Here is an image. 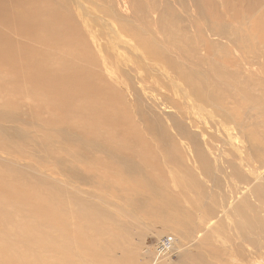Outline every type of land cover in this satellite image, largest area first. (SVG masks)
I'll return each mask as SVG.
<instances>
[{"label": "bare ground", "instance_id": "obj_1", "mask_svg": "<svg viewBox=\"0 0 264 264\" xmlns=\"http://www.w3.org/2000/svg\"><path fill=\"white\" fill-rule=\"evenodd\" d=\"M145 2L0 0L1 261L7 251L9 264H148L117 215L140 218L135 208L153 201L146 192L158 210L164 203L161 218L211 245L210 257L214 234L228 228L242 233L244 249L234 251L264 245V0H176L182 12ZM118 43L132 54L119 75L109 71ZM250 64L260 72L245 67V75ZM156 86L167 120L144 103ZM165 168L188 176L206 200L184 209L167 199L157 183ZM120 201L132 206L113 213ZM166 248L157 243L159 253Z\"/></svg>", "mask_w": 264, "mask_h": 264}, {"label": "rangeland", "instance_id": "obj_2", "mask_svg": "<svg viewBox=\"0 0 264 264\" xmlns=\"http://www.w3.org/2000/svg\"><path fill=\"white\" fill-rule=\"evenodd\" d=\"M141 1H143L144 4H147L145 2V0H141ZM148 1H150L151 4H156V5H159L162 2V0H158V1L156 0L157 2L155 0H148ZM159 1H161V2H159ZM167 1L171 4V6L173 8H176L182 12L181 7H180V5H178L176 0H167ZM120 5H121V3H120ZM118 8H119V5H118ZM160 8H161V5H160ZM119 10L122 11L123 7L120 6ZM181 14L183 15V13H181ZM106 21H111V18H106ZM108 24H111V23L108 22ZM226 25L229 26V24H226ZM94 29L96 31H98L97 29L105 31V29L102 28L101 25L100 26L99 25L94 26ZM98 33H99V31H98ZM122 35L124 37H127V38H124V37L122 38V36H121V39H123V40L124 39L125 40L130 39L125 34H122ZM130 41L132 43V40H130ZM122 45L124 46V44H122ZM117 46H118L119 52L121 54H119L118 58H116L118 61L116 59L112 60V63L110 64L111 67L109 66L110 67L109 71H111V74L114 73V74L119 75L120 71L124 68V65L129 63V61L132 59V54L129 51L125 50V47L121 46V44L118 43ZM119 47H121V49ZM259 62H261V58H260ZM245 67H247V69H248L247 75L249 73L250 74H257L260 72V64H250V66L245 65L242 68V72L245 75H246ZM156 88H157V86L152 87V88H148L149 94L152 93V95L154 97L152 99H149L148 96H150V95H148L146 97V99H144V103H146V104L148 103L149 107L152 108V110L156 113V115L160 116L163 120H167L168 119L167 115L170 112H167V109L164 107V105H163L164 101H162L159 98V96H158L159 92L155 91V90H157ZM3 100H4V97H2L1 101H3ZM2 112L3 111L0 110V114ZM17 112L23 113V115L25 116L23 121L27 120L26 115L24 113V106L20 105ZM17 112H14V113L18 114ZM260 123L263 124V122H260ZM5 124L6 125H12V126H15L17 128L21 127V125H19V124L18 125H13L11 123L10 124L5 123ZM31 129H32L31 127H28L25 130L23 129V132H26V131L28 132ZM170 131L173 135H176L175 133L172 132L173 130L171 128H170ZM49 135H50V133H47L44 136H49ZM44 136L41 135L40 138H46ZM176 136H178V135H176ZM178 137L180 140V142L178 141L179 142L178 147L182 150L183 158H184V160L182 159V162L184 164L188 165L189 167H191V169H192L194 167L193 160L187 154V151H186L183 143H181L182 138L180 136H178ZM36 139H39V138L36 136ZM215 144L218 147H220L219 153L222 154L221 157L223 159L231 158L233 148H231L228 145H223V143L221 141L215 142ZM226 151L228 153H226ZM225 155H226V157H225ZM44 156H45L44 150H40L38 152L37 158H44ZM29 163L30 162H27V164H29ZM50 167H53V166H50ZM50 174L55 179H61V176L58 173H56L54 170H51ZM196 174L194 173L191 175L195 176ZM182 175H184V174L179 173L178 170H174L173 168H169V169L165 168V170L163 171V174L161 176L157 175L158 176L157 183L160 184L163 189L166 188L168 193H169L166 195V198L167 199L173 198L172 200H175L181 206V208H184V209H188L190 206H192V203L198 204V202L200 203L202 201H205L206 199L198 201L197 196L203 198V196L199 193L201 191H198L193 185L189 184L191 182V180L188 176L185 175V179H182ZM92 188H95V187L81 186V189H85L87 191H94ZM206 188L213 191V188L212 187L210 188L209 184H204L203 190H205ZM142 190L149 191L147 188L143 189V187L140 188V191H142ZM214 193H221V192L219 190H216V191H214ZM144 195H145V197H150L149 200H153V201H152V204L146 208L147 211H146V209H145V211H143L142 209H137L134 207L136 209V212L138 214L140 213L139 214L141 216L140 218L134 216L133 214L125 215V211H123L122 214H117V215H119L118 217L120 218V220L127 227L124 235H127L128 237H130V240H128L127 237H124L125 240L131 241L133 244H136L138 252H139V248L147 251V254H146L147 256H145L144 259H142L144 261V263L149 264V262L152 261V254L156 253L155 256H157L158 260H161V261L157 262V260H155V262H157V263H154L152 261L153 264H178V263H180V261H182L184 264H188L191 262V259L186 258L182 255H183L184 251L189 250L190 254L192 256L197 255L199 258H201V260H203L205 262H211L213 264H242V263L243 264H249V263L250 264H264V245H262L261 247H257V248H254L253 246H247L246 245L247 249L245 248L244 251L248 250L251 253H249V252L245 253L244 251H241V252H243V253H241L240 251H236L237 248L239 249V246L244 244V243H243V240L241 238H237L238 236L242 235L240 230L233 229V228L226 229V231H229L227 233H225L226 231L223 230V231H217L214 234V238H215L214 240H216V241H215V245H213V246H214V249H216L219 253L215 252V255L217 257L216 256L215 257L214 256H211V257L208 256V252L210 251L209 246H211L210 244L200 243L201 245H198L199 242L196 241V239H199V236L195 240L192 239L194 237L193 231L190 230V232H189L185 226H183L181 229V227H179V225L178 226L177 225L176 226L171 225L170 224L171 222L166 220V218L169 219L172 217L161 218L162 216L159 214V212L163 210L164 203L161 204L162 206L159 207L161 209L158 210L156 208V203L159 201H155L153 199V196L148 192H146ZM130 206H132V205L129 204L128 201H124V202L120 201V202H117L115 207L111 208V206H110L109 208L112 209L113 213H117L121 209L129 208ZM182 215H183V211L181 210V212L177 216V219L180 220L181 224H184V223H186V220H185L184 215L183 216ZM220 219H222V225L221 226L225 227L226 224L231 223L230 221L233 220V216L231 215V212H229L228 216H226L225 218L221 217ZM235 219H236V217H235ZM130 232H132L133 235ZM223 236H225L226 238ZM165 237L168 240L167 244H170V245L166 248L167 249L166 251L159 253V251L157 249V243H160L161 239L165 238ZM231 239H233V241H231ZM218 241H219V243H218ZM231 242H234L235 244H233V246H232ZM240 242H241V244H240ZM188 243L189 244L193 243V244L188 247L187 246V245H189ZM221 243H223V244L221 245ZM232 247L234 249H236L235 251L238 252V255L232 249ZM223 248H225L227 250H225ZM240 248H241V246H240ZM241 249H244V248H241ZM5 253H7V254H5ZM5 253H3L4 257L2 258V261L0 260V264H9V262H12V261H9L10 259L8 257V252L6 251ZM198 253H200L201 256H199ZM239 253L241 256L239 255ZM157 254H159V255H157ZM233 254H234V256H233ZM0 255H1V251H0ZM232 257L235 259L234 262H233V260L230 261V259H232ZM206 258H208V261H206ZM21 261L24 262L23 264H25V263L26 264H33L32 260H28V259L22 260L21 259ZM244 262H246V263H244ZM50 264H53V263H50Z\"/></svg>", "mask_w": 264, "mask_h": 264}, {"label": "built area", "instance_id": "obj_3", "mask_svg": "<svg viewBox=\"0 0 264 264\" xmlns=\"http://www.w3.org/2000/svg\"><path fill=\"white\" fill-rule=\"evenodd\" d=\"M168 243V240L166 239V237L165 238H162L161 239V241H160V244H163V247H165V246H169L170 244H167Z\"/></svg>", "mask_w": 264, "mask_h": 264}]
</instances>
